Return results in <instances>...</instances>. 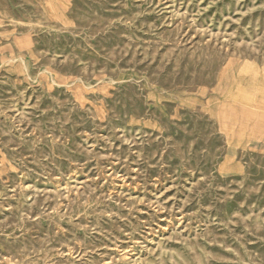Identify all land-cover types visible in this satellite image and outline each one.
<instances>
[{
	"label": "rangeland",
	"instance_id": "374dc122",
	"mask_svg": "<svg viewBox=\"0 0 264 264\" xmlns=\"http://www.w3.org/2000/svg\"><path fill=\"white\" fill-rule=\"evenodd\" d=\"M0 264H264V0H0Z\"/></svg>",
	"mask_w": 264,
	"mask_h": 264
}]
</instances>
